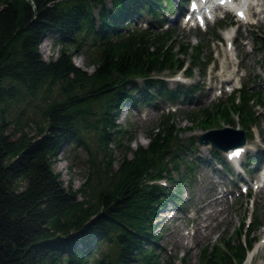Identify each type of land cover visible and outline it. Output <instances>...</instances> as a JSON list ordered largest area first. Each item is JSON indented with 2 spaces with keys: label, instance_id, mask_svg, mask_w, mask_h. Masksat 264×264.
<instances>
[{
  "label": "trees",
  "instance_id": "1",
  "mask_svg": "<svg viewBox=\"0 0 264 264\" xmlns=\"http://www.w3.org/2000/svg\"><path fill=\"white\" fill-rule=\"evenodd\" d=\"M171 3L111 0L107 7L104 0H0V264H160L151 221L166 204L179 205L177 194L186 181L180 165L185 173L193 167L179 162V155L194 142H181L171 116L161 115L146 133L145 147L131 151L126 140L113 172L105 149L112 140L118 146L120 132L113 122L125 103L137 108L191 97L194 86L169 89L162 73L173 75L188 63L184 74L190 77L194 67L204 70L209 64L200 61L201 45L176 47L172 32L160 29V17ZM142 17L157 29H130L129 20ZM47 33L59 36L60 49L45 62L37 49ZM73 53L82 54L93 70L75 67ZM38 95L45 99L43 126L33 138L13 126L18 136L9 139L12 108L20 115V99ZM253 104L264 107V91L242 88L203 109L195 126L229 125L233 115L247 134L257 124ZM88 128L97 132L105 168L89 172L79 189H64L50 169L52 160L63 143L83 144L81 131ZM210 153L220 159L217 151ZM161 180L174 181L175 190L167 191L158 184ZM19 183H24L22 189ZM252 221L246 237L258 228ZM243 228L241 223L234 232L235 242L227 237L200 249L197 264H243L252 245L248 238L242 240ZM101 244L109 245V254L96 258Z\"/></svg>",
  "mask_w": 264,
  "mask_h": 264
},
{
  "label": "rangeland",
  "instance_id": "2",
  "mask_svg": "<svg viewBox=\"0 0 264 264\" xmlns=\"http://www.w3.org/2000/svg\"><path fill=\"white\" fill-rule=\"evenodd\" d=\"M110 1L104 0L107 7L110 6ZM171 2L173 16L168 18L166 14L160 17L161 30L166 28L172 32L176 38V47L177 44L183 47L189 45L192 48L201 45L200 61L204 62L208 59L210 63L204 70L194 67L191 70L192 78L185 80L184 85L195 84L194 90L189 95L191 97L181 98L175 104L156 100L155 103L140 105L137 108L129 103L123 105L113 122L114 129L120 132L118 146L115 147L112 140L107 143L105 149V153L111 158L109 170L113 172L116 169L127 139L130 140L127 146L131 151L138 146L145 147L148 143L146 133L159 124L161 114L170 115L175 128L179 129L177 138L181 142H186L188 139L194 142L192 149L188 147L179 155V162L185 160L193 164V167L190 173H185L183 165H180L179 172L186 177V181L177 194L179 205L166 204L165 209L160 210L151 221L152 234L157 237L154 249L157 260L160 264L163 262L197 264L199 250L206 245H216L219 240L223 241L227 237H231L235 242L234 232L252 213L259 225L249 234L248 239L254 240V246L243 264H248L250 257L252 259L249 264H264V188L258 191L252 184V188L249 187V196L240 194L236 187L231 188L233 187L231 183L236 178L251 176L257 179L261 169L264 168V107L253 104L252 113L256 116L257 124L252 129L250 137L246 139L247 146H244L247 149L245 156L252 155L259 160V172L257 169L250 171L256 164L248 168L245 166V170L240 171V163H245L242 156L237 164L224 171L218 158L210 153L211 148L208 145L199 146L196 142L198 137L209 130L223 127L239 129L233 115L232 124L229 125L220 121L211 126H195V118L200 112L219 100H226L230 89L241 85L248 92L264 91V67L261 59V49L264 48V0L249 1L253 5L248 8L246 20L238 22L232 14L224 17L221 12H217V18L207 22L202 29L180 24V21L174 18V14L179 6L181 7L182 0H171ZM96 12L97 10L94 9V18ZM172 18L176 21L170 24L169 19ZM129 23L130 29H157V25L151 24L147 17L138 20L132 18ZM212 33L217 34L221 41L216 40ZM225 33L230 36V44L226 43L228 40H222ZM58 39L59 36L53 33H47L43 37L37 49L43 61L54 59L59 54ZM43 41L48 44L46 49L42 47ZM71 61L75 67L87 73L93 70L92 67L87 66L86 58L82 54L73 53ZM188 61L189 59L185 58V62ZM169 73L172 72L162 73V77L167 83V88H174L177 84L175 78H184V73L176 72L174 77L169 76L171 75ZM226 80L229 81L228 84H224ZM135 85L140 87L141 83L136 81ZM44 101L41 95L34 99L28 96L20 99V103L16 106L23 109V112L18 115L19 111L16 107L12 108L14 117L11 120L14 124L8 130L9 139L18 136L12 131L13 126L22 127L28 137H35L37 128L44 124L40 113ZM81 139L83 144H74L70 141L63 143L52 160L50 169L64 189L68 187L72 190L79 189L89 172L96 167L99 170L105 168L103 162L106 159L101 153L96 130L88 128L81 131ZM234 139L228 137L229 142L235 141ZM127 157L129 158L130 154H127ZM171 176V180L177 177L175 173ZM163 182L167 191L172 193L175 190L174 181L163 180ZM23 185L24 183H19V189H22ZM109 249V245L101 244L95 252L97 255L95 257L109 254L107 252Z\"/></svg>",
  "mask_w": 264,
  "mask_h": 264
},
{
  "label": "water",
  "instance_id": "3",
  "mask_svg": "<svg viewBox=\"0 0 264 264\" xmlns=\"http://www.w3.org/2000/svg\"><path fill=\"white\" fill-rule=\"evenodd\" d=\"M227 136H232L236 140L238 138L239 146L242 145L244 142L243 132L227 128L221 130H211L205 133L204 135L200 136L197 141L199 144H207L209 142L213 147L217 148L218 142L223 140L224 137Z\"/></svg>",
  "mask_w": 264,
  "mask_h": 264
},
{
  "label": "bare ground",
  "instance_id": "4",
  "mask_svg": "<svg viewBox=\"0 0 264 264\" xmlns=\"http://www.w3.org/2000/svg\"><path fill=\"white\" fill-rule=\"evenodd\" d=\"M48 46L47 42L46 41H43V44H42V47L43 49H46V47ZM219 143V142H218ZM206 145V144H205ZM220 146V147H218ZM217 148L224 152V154L221 155V157H223V159L225 160V162L227 163V165L229 167H232V165L234 164H237L238 163V160L240 159V157L242 156V154H237V153H233L232 151H235V150H241L243 149L244 147H237V149H227L228 147H231V146H226V147H223L224 144H218ZM264 182V181H263ZM264 188V185H262L260 187V189Z\"/></svg>",
  "mask_w": 264,
  "mask_h": 264
}]
</instances>
